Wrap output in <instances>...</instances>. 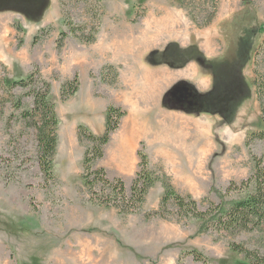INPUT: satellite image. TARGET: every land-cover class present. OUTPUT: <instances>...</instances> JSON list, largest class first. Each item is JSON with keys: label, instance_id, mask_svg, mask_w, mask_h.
<instances>
[{"label": "rangeland", "instance_id": "obj_1", "mask_svg": "<svg viewBox=\"0 0 264 264\" xmlns=\"http://www.w3.org/2000/svg\"><path fill=\"white\" fill-rule=\"evenodd\" d=\"M63 33L67 37L59 48ZM83 33L96 41L82 42ZM150 39L157 41L150 44ZM173 41L198 46L210 58L250 46L241 71L243 90L232 88L231 119L220 113L179 114L183 126L150 128L151 137L139 143L161 180L167 176L179 194L199 202L202 210L211 201L222 204L224 212L247 196H226L230 184L247 180L257 160L264 162V141L253 137L262 130L264 117V0H0V80L11 84L34 73L38 79L12 90L0 81V264H204L187 254L192 251L207 264H247L231 251L232 241L264 252L260 235L233 239L203 232L202 221L181 219L174 206L165 219L149 217L160 209L161 182L136 212L91 200L83 178L85 152L92 143L79 140V126L91 131L84 124L90 108L107 113L113 106L107 92L121 95L132 72L149 67L147 54ZM127 45H136L132 54ZM76 77L78 91L62 100V86ZM43 82L50 84L59 120L55 179L47 183L39 164L38 129L23 117L33 110L34 93L44 88ZM139 163L140 158L131 177L114 174L104 158L94 168H104L111 181L121 179L130 197ZM94 191L101 198L110 193L100 182Z\"/></svg>", "mask_w": 264, "mask_h": 264}, {"label": "trees", "instance_id": "obj_2", "mask_svg": "<svg viewBox=\"0 0 264 264\" xmlns=\"http://www.w3.org/2000/svg\"><path fill=\"white\" fill-rule=\"evenodd\" d=\"M76 33L77 30L73 29ZM66 33L62 34L58 41V47H63ZM84 43L93 44L95 37L89 38L84 33L79 37ZM250 46L245 44L242 50L238 48L235 55V62L232 56L235 54L231 48L227 49L225 55L213 61H206L198 54L197 60L204 65L213 75V88L207 94H200L190 86H182L176 89L175 96L181 102L182 107L187 112L206 113L215 115L220 113L226 120L231 119L233 109V85L243 90L242 69L249 60ZM35 73L27 79L13 81L11 84L6 79H1L4 86L9 89L28 88L37 82ZM44 88L34 93V108L31 112H24L23 117L30 119L34 127L38 129L39 142V164L44 175L45 182H51L54 176V158L57 149V128L59 120L56 113L55 104L50 100V84L43 82ZM79 88L78 77L72 82L62 86L61 97L66 101L72 97ZM262 90V88H261ZM240 96V95H239ZM220 105L217 108V105ZM17 108L21 109V101H18ZM126 113L117 107L110 106L106 113V127L102 136L94 135L84 126L78 128V138L92 143L84 157L85 175L84 181L90 190L91 200L99 201V204L120 209L122 212L132 213L140 209L145 203L149 191L157 182H161L164 188V196L161 201L160 209L151 216L167 218L170 206H174L176 214L181 219H196L203 222V232L216 231L228 237L236 238L244 234H257L264 241V162L257 160L253 175L240 184L232 182L226 190V196L233 193H246L247 196L234 203L228 210L223 212L222 204L209 201L207 207L201 209V204L190 196H182L171 184L167 176L160 179L149 168L148 156L139 151V168L136 179L131 187V196L126 193V186L121 179L111 181L104 168H94L99 160L104 158V147L110 142L111 136L120 126V121ZM38 120V121H37ZM262 130L253 134V137L264 141V117L262 118ZM100 182L110 191L104 198L99 197L94 191V185ZM114 195V198L111 196ZM111 199L115 201H111ZM264 246V245H263ZM231 251L244 258L247 264H264V252L247 248L244 243L232 241L229 245ZM195 261L207 264V259L196 251L188 252Z\"/></svg>", "mask_w": 264, "mask_h": 264}, {"label": "crops", "instance_id": "obj_3", "mask_svg": "<svg viewBox=\"0 0 264 264\" xmlns=\"http://www.w3.org/2000/svg\"><path fill=\"white\" fill-rule=\"evenodd\" d=\"M156 41L150 39V44ZM148 42L145 40L142 48ZM133 46L125 47L128 54L135 50H132ZM198 54L208 62L218 59L208 57L198 46L169 42L163 49H154L147 54L145 64L149 67L141 72L133 71L129 78L131 83L122 90L121 95L118 91L107 92L108 104L117 108L124 107L128 111V116H124L120 128L112 134L105 149L104 165L111 168L114 174L131 177L136 172L139 143L143 137H151L150 128L166 126L177 129L183 126L178 122L179 114L189 117L209 115L187 112L175 96L176 89L186 85L200 94H207L212 90L213 75L197 60ZM84 124L94 135L102 134L106 127L105 110L95 111L90 108V116Z\"/></svg>", "mask_w": 264, "mask_h": 264}, {"label": "water", "instance_id": "obj_4", "mask_svg": "<svg viewBox=\"0 0 264 264\" xmlns=\"http://www.w3.org/2000/svg\"><path fill=\"white\" fill-rule=\"evenodd\" d=\"M241 1L244 2V3H251V2H253L255 0H241Z\"/></svg>", "mask_w": 264, "mask_h": 264}]
</instances>
